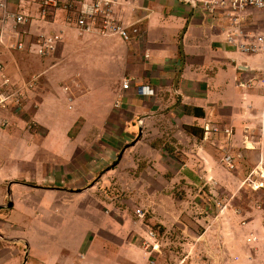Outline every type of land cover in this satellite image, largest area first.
Listing matches in <instances>:
<instances>
[{
    "label": "crops",
    "instance_id": "crops-1",
    "mask_svg": "<svg viewBox=\"0 0 264 264\" xmlns=\"http://www.w3.org/2000/svg\"><path fill=\"white\" fill-rule=\"evenodd\" d=\"M25 8L30 16L28 25L20 29H12L9 24L3 27L0 75L4 73L13 84L37 78L36 108H32L31 117L44 130V135L39 149L30 146L32 138L18 136L17 127L25 120L28 105L17 116L16 112L0 113V118L14 115L9 124L12 126L0 129V143H18L17 149L0 150V158L25 164V172L22 171L25 181L37 179V174L45 177L40 189L43 192L40 210L23 202L14 203L8 219L15 218L29 228L23 239L30 249L33 245L34 249H40L39 253L49 254L55 249L60 254L69 252V257L58 256L54 264L104 263L92 261L89 256L93 249H107L106 245L100 246L105 241L97 245L100 234L97 236L95 232L96 215L92 214L96 201L90 204L87 196L90 191L87 187L92 184L91 177L99 164L94 159L96 146L102 147L110 158L119 145L137 139L139 134L138 144L162 138L159 141L171 144L167 147L171 152V161H168L171 168L161 162L164 152L160 148L145 153L136 144L132 150L140 149L138 154L151 159L157 172L167 170L171 175V189L180 183L184 189L206 188L212 182L218 185L217 174L224 169L221 160L226 152L234 159L233 172L243 173L256 167L260 149L245 148L244 143L248 141L244 138L246 130L256 126L254 116L263 95L258 88L245 89L238 83L253 75L250 69L260 64L259 57L242 55L226 46L219 30L211 28L187 4L181 0H117L113 7L116 19L124 25H133L138 31L137 35L131 34L128 42L118 35L100 34L93 27L77 30L66 24L64 12L43 19L35 5ZM50 32L60 33L61 41L52 53L37 55L31 42L36 36ZM24 37L27 43L24 51L9 49ZM124 80L129 81L128 91L122 90ZM144 85H150L155 94H139V88ZM93 87H101L100 92L109 94L104 107L96 106L95 99L86 96ZM120 92V106L114 108ZM139 121L143 123L142 128ZM79 123L78 132L69 137L71 128ZM212 125L220 130L232 129L229 150L228 140L220 131L205 134V126ZM95 127L97 136L93 134ZM41 152L44 159L38 164L40 173L28 176V158ZM84 204L87 208L81 217ZM37 209L39 212L34 216L33 211ZM33 228L36 231H31ZM182 228L186 230L185 225ZM211 229L212 225L206 226L197 238L210 236L209 231L214 232ZM233 234L231 249H239V234ZM86 255L89 261L84 260ZM51 260L50 256L39 255L40 264H51Z\"/></svg>",
    "mask_w": 264,
    "mask_h": 264
},
{
    "label": "rangeland",
    "instance_id": "rangeland-1",
    "mask_svg": "<svg viewBox=\"0 0 264 264\" xmlns=\"http://www.w3.org/2000/svg\"><path fill=\"white\" fill-rule=\"evenodd\" d=\"M8 26L12 28L10 24ZM6 77L2 73L0 83ZM7 78L9 80V77ZM38 84L37 80V85L32 87L25 100V105L29 107L24 111L25 120L17 119L20 121V128L17 127L18 136L32 138L30 146H36L37 149L44 135V130H40L31 117L32 108H36ZM100 88L93 87L86 96L94 98L98 103L96 106L104 107L108 103L109 94L107 91L100 92ZM121 96V92L116 96L114 108L120 106ZM92 102L94 103V100ZM117 103L119 105H116ZM21 110H15L13 113L16 112L17 116ZM13 116H3L4 121L0 122L1 130L12 126L9 124L13 121ZM139 122V128H142L143 123ZM80 127L81 123L73 126L68 133L69 137H73ZM210 127V133H220L214 131L216 126ZM93 134H98L96 127ZM140 138L139 134L137 139L122 143L110 158L104 154L102 147L96 146L94 149V159L99 164H96V172L90 180L92 186L87 187V190L90 189L87 196L90 204L96 201L92 213L96 215L95 232L97 236L100 234L106 238L105 240L98 236L97 245L105 241L106 244L100 246L106 245L107 249H93L89 255L92 261L101 260L103 264H148L152 259L154 264H233L235 261L240 264H264V178L258 174L250 178L263 183L262 188L254 189V185L246 181L252 169L237 173L228 171L223 165L224 169L217 174L218 185L212 182V187L207 184L206 188L201 189L188 186L192 190L190 191L184 189V184L180 183V188L171 189L170 173L167 170L163 173L157 172L151 159L138 154L142 147L145 153L155 152L156 148H160L164 152L162 159L160 158L161 162L171 168V162H168L171 161V152L167 148L171 144L157 138L151 142L140 141V149L132 150ZM226 142L228 149L231 142ZM11 147L17 149L18 143H0L1 152ZM42 155L43 152L36 154L34 158H28V176L40 173L38 164L44 159ZM125 155L128 156L125 158ZM23 168L26 167L21 162L14 164L0 158V264H40L39 255L50 256L51 264H54L58 256L69 257V252L60 254V251L55 249L49 254L39 253L40 249H34L33 245L30 249L23 239L26 233L30 232L29 228L24 227L25 223L15 221V218L8 220L14 203L23 202L24 205L26 203L28 207L39 210L41 207L39 199L43 192L40 189L44 185L45 177L40 178L37 174V179L25 181ZM262 169L264 172V166ZM43 202L45 205L44 199ZM82 208L84 210L80 211L81 217L85 216L87 207L84 204ZM38 209L33 211L34 216H37ZM137 210L141 211L142 217L137 216ZM184 225L186 230L182 228ZM208 225H212L214 232L209 231L210 236L198 239L197 235L203 234ZM31 231H36V228ZM233 233H238L241 239L239 249H231L233 242L230 237ZM250 240L254 243L251 244ZM84 260L89 261L87 255Z\"/></svg>",
    "mask_w": 264,
    "mask_h": 264
},
{
    "label": "built area",
    "instance_id": "built-area-1",
    "mask_svg": "<svg viewBox=\"0 0 264 264\" xmlns=\"http://www.w3.org/2000/svg\"><path fill=\"white\" fill-rule=\"evenodd\" d=\"M181 1L193 11L198 12L203 20L211 24V28L219 30L226 46L232 48L236 53L259 57L260 64L254 69H250L253 75L249 79L242 78L238 86L245 89L258 88L263 95L261 106L254 116V120L257 121L256 126L247 129L244 138V141L249 143H244L245 148L259 147L260 149L258 163L251 170L246 181L254 185V189L262 188L263 183L250 178L256 174L262 178L261 168L264 166V158L261 155V147L264 143V0ZM116 2L117 0H0V43L2 44L5 39V30L3 29L5 25L10 24L12 29H20L30 23V16L25 12L27 10L25 6L31 4L37 7L36 11L43 19L57 12H64L66 24L73 25L77 30L84 31L93 27L100 34L118 35L124 42L131 41V34H138L137 28L133 25H124L116 19L113 10ZM25 37L11 44L9 49L24 51L27 44ZM61 39L60 33L41 34L35 37L34 42H31V47L37 55L45 56L56 49ZM1 69L2 65L0 64ZM36 85V77L30 81L16 84H12L7 79L3 80L0 83L1 113L21 110L25 106L28 92ZM128 88L129 81L124 80L122 89L128 90ZM139 94L153 96L154 89L150 85H144L139 88ZM1 121L3 122L4 119L0 118ZM210 128L205 126V134L210 133ZM214 131H220L228 141H231L233 137V131L230 128L225 127L220 130L216 127ZM222 160L228 171L235 170L231 154L226 152ZM136 213L138 217H142L140 210H137ZM150 235L153 236L152 233ZM148 264H154V261L151 259Z\"/></svg>",
    "mask_w": 264,
    "mask_h": 264
},
{
    "label": "bare ground",
    "instance_id": "bare-ground-1",
    "mask_svg": "<svg viewBox=\"0 0 264 264\" xmlns=\"http://www.w3.org/2000/svg\"><path fill=\"white\" fill-rule=\"evenodd\" d=\"M263 177H264V174H263Z\"/></svg>",
    "mask_w": 264,
    "mask_h": 264
}]
</instances>
